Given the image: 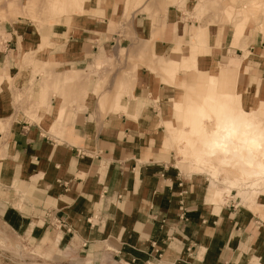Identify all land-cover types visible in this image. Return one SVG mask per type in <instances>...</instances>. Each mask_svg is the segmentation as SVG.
<instances>
[{
  "label": "crops",
  "instance_id": "0c3cea01",
  "mask_svg": "<svg viewBox=\"0 0 264 264\" xmlns=\"http://www.w3.org/2000/svg\"><path fill=\"white\" fill-rule=\"evenodd\" d=\"M139 1L84 0L70 33L52 27L37 34L20 22L17 32L8 28L0 42V213L69 264H264V198L244 208L231 192L219 206L213 181L182 173L165 152L170 98L161 77L126 63L105 94L121 86L131 96L95 95L104 80L97 64L118 61L122 46L132 44L133 54L153 42L165 64L159 71L170 79L200 73L188 108L198 106L199 89L213 87L215 61L259 103L254 113L229 112L219 121L241 114L264 125V35L248 34L246 45L238 27L199 22L182 0ZM147 5L151 13L143 12ZM126 8L130 37L117 20ZM98 99L125 111L102 116ZM239 135L248 140L254 133ZM205 151L189 161L190 170L219 152ZM221 155L224 166L231 164V154ZM260 159L232 161L249 181L222 180L242 202L263 185ZM205 167L218 178V169Z\"/></svg>",
  "mask_w": 264,
  "mask_h": 264
},
{
  "label": "rangeland",
  "instance_id": "374dc122",
  "mask_svg": "<svg viewBox=\"0 0 264 264\" xmlns=\"http://www.w3.org/2000/svg\"><path fill=\"white\" fill-rule=\"evenodd\" d=\"M143 1L147 0H140L138 5L143 3ZM149 2L152 3V0ZM83 3L84 0H0V42L7 38L5 33L9 27L13 26L15 32H17L19 22L21 24L29 23L30 28L28 29L34 30L37 34L46 33L52 27L58 32H61L64 28L70 33L69 28H67L71 21L70 19L81 13V11L80 13L77 11L82 8ZM182 3H184L183 6L187 10L192 9L194 11L193 16L199 22L207 17L208 24H213V26L228 24L227 26L232 30L238 27L245 37L243 40L246 45L248 44V34L260 32L264 35V0H182ZM143 12L151 13L149 5L146 6ZM117 20L120 21L121 30L125 33V36L130 37L131 15L129 10L126 8L123 16L118 17ZM215 36L217 37V34ZM217 44L218 42L214 41L213 45ZM122 49L119 53L118 61L113 59L103 63V65L97 64V68L98 66L103 67L100 70L96 69V74L100 75L102 73L104 80L102 83L99 82L97 84L95 95L99 97L106 95L107 100H109L111 95L117 98L131 96L129 91L127 93L125 89H121L120 83L118 84L119 81L117 82L120 87L119 90L114 88L112 94H105L108 91L106 86L109 85L111 77L113 78L115 75L117 66H119L118 68H123L127 63V65L133 66L134 70H136L137 65L144 66L150 71L151 76L161 77V82L165 83L167 95L170 98L168 113L164 121L170 123V126L168 128L162 124L161 139L162 146L169 157H171L172 163H175L177 168L184 174H199L210 178L218 191V195L215 194L214 196V203L219 206L224 205L229 200L231 192L244 208L257 203L258 198L262 200L264 198V190L262 189L264 187V179L262 178L260 179L263 185L262 187H257L258 193L249 195L250 198L246 202H242L238 195V189L228 188V184L222 181L224 177L228 179L240 178L243 181H249L250 179L241 175L240 171L242 168L239 165L231 163L228 166H224L222 161L227 156H222L219 152L216 153L215 158H206L208 162L204 164L205 166H213L215 170L218 169L219 175L217 179H213L209 169H206L207 167L205 166L199 170H190L187 166L191 159L196 160V157H200L205 150L202 146V140L206 131L211 127V123L219 121L220 118L229 112L247 111L254 113L259 106L257 95L243 92L237 85L239 79L234 71L224 70L225 66L214 61L215 69L219 72L216 71V75L208 78L209 81H213V87L199 89L201 96H199L200 102L198 106L196 108H188L196 100L192 92L196 91V83L200 73L187 75L184 78L170 79L166 73L159 71V65L165 64L163 57L158 54L157 47H154L153 42L141 50L133 51V54L132 44L122 46ZM22 52H25V48L22 49ZM127 52L129 56L126 58L125 54ZM131 54L134 55L133 59ZM201 58L202 64H205V59L202 56ZM207 64H211V61H208ZM220 69L223 70L220 71ZM41 75L42 80L47 79L45 78L47 76L45 73H41ZM155 80L157 81L158 79ZM97 102L99 103L95 104L94 107L101 110L102 116H106L111 110L112 112L125 111L119 105L117 107L109 102L105 105L102 104L100 99ZM257 162L258 165L264 166V159H260ZM244 192L249 193L250 190L246 189ZM257 209L259 210V208ZM251 210L254 211L255 208ZM0 264L69 263L65 257H62L60 252L53 253L52 250L48 251L44 247H37L32 244L28 235L23 234L15 222L9 220L5 214L0 213Z\"/></svg>",
  "mask_w": 264,
  "mask_h": 264
},
{
  "label": "bare ground",
  "instance_id": "6f19581e",
  "mask_svg": "<svg viewBox=\"0 0 264 264\" xmlns=\"http://www.w3.org/2000/svg\"><path fill=\"white\" fill-rule=\"evenodd\" d=\"M203 138L202 145L205 154L212 156L216 151L221 154H231L229 163L243 161L249 165L250 161L264 158V125L257 120H246L245 115H228L225 120L214 121ZM253 130L254 136L245 140L241 135L242 130ZM237 135L233 140L232 135ZM264 174V167L260 170ZM256 173V172H255ZM257 174V173H256Z\"/></svg>",
  "mask_w": 264,
  "mask_h": 264
}]
</instances>
